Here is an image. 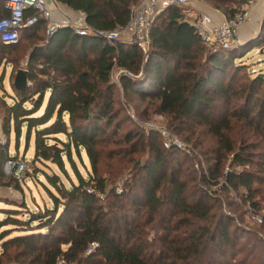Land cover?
<instances>
[{
	"label": "trees",
	"instance_id": "obj_1",
	"mask_svg": "<svg viewBox=\"0 0 264 264\" xmlns=\"http://www.w3.org/2000/svg\"><path fill=\"white\" fill-rule=\"evenodd\" d=\"M56 1L81 13L89 28L111 30L126 22L138 0ZM202 1L226 18L246 2ZM44 24L39 18L19 30L14 44L0 43V61L12 64L19 40L32 41L24 66L15 70H25L26 85L16 90L11 81L4 93L10 102L0 98L6 138L0 185L20 190L13 176L1 179L4 162L18 158L21 139L22 155L31 149L28 165L41 175L35 179L49 202L35 211L22 199L0 207V264H50L58 257L67 264H264L262 237L240 222L242 207L254 211L264 203V78L235 82L234 75L245 67L241 57L264 48V19L254 36L223 49L204 45L181 10L167 6L150 25L145 53L68 28L46 38ZM113 68L130 74H118L120 89L110 80ZM115 90L154 100L152 113L197 148L206 170L198 176L188 153L164 148L155 130L118 134ZM140 151L144 160H132ZM106 159L114 166L101 173ZM128 164L119 192L107 187Z\"/></svg>",
	"mask_w": 264,
	"mask_h": 264
},
{
	"label": "built area",
	"instance_id": "obj_2",
	"mask_svg": "<svg viewBox=\"0 0 264 264\" xmlns=\"http://www.w3.org/2000/svg\"><path fill=\"white\" fill-rule=\"evenodd\" d=\"M202 0H138L130 7L129 16L126 22L118 25L111 30H96L89 28L81 13L69 16L63 11L62 5L56 0H2L4 14L0 16V43L9 45L14 44L18 38L20 29L29 27L37 22L39 18L44 20V35L49 37L58 28H68L77 35H94L109 42H122L134 44L145 53L149 45V28L155 16L167 6H176L181 10L184 21H186L199 37L200 41L206 46H213L226 49L239 42L238 32L242 23L248 21L253 13L255 2L246 0L239 5L234 14L220 21L213 20L210 16L200 12L194 3ZM30 10L34 12L29 13ZM24 61L21 66H24ZM123 72L119 70L117 75ZM117 87L120 86L117 77L113 80ZM147 133L149 130L157 131L162 137L164 148L177 147L188 152L187 148L177 140L165 128H152L149 124L143 128ZM25 160H6L4 167L16 165L14 175L21 169L27 167ZM119 192L118 188H115ZM250 219L253 223L260 225L263 222L262 216L252 210H248ZM264 240V239H263ZM95 243H91L86 249L85 254L93 249ZM50 264H67L63 257H58Z\"/></svg>",
	"mask_w": 264,
	"mask_h": 264
},
{
	"label": "rangeland",
	"instance_id": "obj_3",
	"mask_svg": "<svg viewBox=\"0 0 264 264\" xmlns=\"http://www.w3.org/2000/svg\"><path fill=\"white\" fill-rule=\"evenodd\" d=\"M264 1V0H263ZM264 12V7H261L256 15H253L251 17V20L254 22V27H259V23L262 17V14ZM241 29V28H240ZM239 29V30H240ZM242 35L240 32H238L239 41L243 40ZM32 41L26 40L24 37H22L19 40V43L17 44V47L15 49H12L11 57L13 60H15L12 64L7 63L6 60L3 62L0 61V73L3 72L2 75V81H0V98L4 99L5 102L9 103L10 99L7 96H4V93H10V82L13 80V77L15 75V70L21 66V62H23L25 59V53L28 50V46ZM241 62L245 64V67L242 70L236 69L234 72L235 75V82L242 81L246 82L247 79L262 76L264 78V48L260 49H253L247 52L243 57H241ZM11 77H10V72ZM116 68H113L110 74V80L113 82L115 77L118 78ZM116 85V83H114ZM3 88L4 91L1 89ZM118 91V90H117ZM115 90V96L118 98V118L120 128L118 131V134H121L123 131L127 129H143L146 128V125L149 124L152 128H167L166 127V120L165 117L160 114L152 113L151 107L153 104H155L154 100L145 99L143 101L138 100L135 96H128L124 98V96L121 95V93ZM127 101H126V100ZM238 102V101H237ZM1 125H2V110L0 108V144L5 143L6 138L4 134L1 133ZM194 128H201L199 126H196ZM168 130V129H166ZM169 131V130H168ZM170 132V131H169ZM233 132H236V136H238L241 132V130H237L235 128ZM171 133V132H170ZM249 133H252L251 130H249ZM172 134V133H171ZM174 135V134H173ZM185 133H182L181 136H184ZM178 141H180L188 150V155L191 158L193 162V166L196 170V174L199 176L206 170V162L203 159V155L197 150V148H194L189 142H186L182 140L181 138H178L176 135H174ZM209 135L205 134V140L207 141L209 139ZM8 153H12V144H13V134L10 130V133L8 135ZM162 139V137H161ZM113 140V139H112ZM252 140V143H255L259 140V137H256L254 139H247ZM19 148H18V158L17 160H25L24 162L27 163L26 169H21L17 172V175L13 174V171L16 169V165H10L8 168L4 167V164L2 166L4 177H2L1 181L7 182L9 181V177L13 176L16 178L19 189H15L12 187V183L8 186L0 185V207H6L4 203L7 200H14V201H20L21 199L24 201V203L27 206L28 210L35 211V206H41L42 203L49 204L47 197L45 193L43 192L40 185L36 182L35 177H37L40 180H43L41 175L37 173V175L33 174V170L31 167H29V158L31 154V149L24 155H22V146H21V139L19 140ZM208 144V142H206ZM106 148H115L112 143H108ZM146 156L145 151H140L139 153H135L131 155L132 160L138 159L140 162L144 160ZM82 160L85 164V167L88 169V163L87 160L84 158V155L82 154ZM132 163V162H131ZM114 164L110 161V159L104 160V162L101 164L99 171L101 173L108 172L111 170V166ZM35 166L42 167L40 164L36 163ZM129 164L126 166V168L120 173L115 181L113 183H110L107 185V187H114L120 189L122 187V183L127 176L126 173L128 172ZM15 168V169H14ZM80 172L84 176L83 169L78 166ZM47 171V170H46ZM69 176L72 178L71 171L67 168ZM217 186H212L211 189L215 190ZM261 188L264 189V185H261ZM10 206V205H8ZM243 212V210H245ZM247 207L241 208V220L240 222L248 229L254 230L259 232V235L264 239V203L260 202L258 204V207L254 212L260 214L262 216L263 222L258 225L256 223H253L250 219L249 213H248ZM253 211V210H252ZM238 211H236L234 214H237ZM4 214L0 212V219H3ZM19 218H26L25 214L19 215ZM8 226H5L4 228H7ZM13 234V232L11 233ZM264 241V240H263ZM63 247V246H62ZM64 248V247H63Z\"/></svg>",
	"mask_w": 264,
	"mask_h": 264
},
{
	"label": "crops",
	"instance_id": "obj_4",
	"mask_svg": "<svg viewBox=\"0 0 264 264\" xmlns=\"http://www.w3.org/2000/svg\"><path fill=\"white\" fill-rule=\"evenodd\" d=\"M253 1L255 2V7L253 9V13H252L251 17L253 15H256L261 7H264V1L263 0H253ZM194 6L200 12L207 14L208 16H210L215 21H220L224 18V14L222 12L214 10L213 8L208 6L206 3H204L203 1L198 2V3H194ZM62 8H63V11L65 13H67L69 16L76 14V12H73V11L65 8L64 6H62ZM251 17L248 21L242 23L240 26L241 29L239 30V32L242 35L241 37L243 40L254 36L258 32L259 27H254V22L251 20ZM243 40H241V41H243Z\"/></svg>",
	"mask_w": 264,
	"mask_h": 264
},
{
	"label": "water",
	"instance_id": "obj_5",
	"mask_svg": "<svg viewBox=\"0 0 264 264\" xmlns=\"http://www.w3.org/2000/svg\"><path fill=\"white\" fill-rule=\"evenodd\" d=\"M263 19H264V12H263L261 20H260V26H261ZM12 85H13L14 89H16V90H21L24 88V86L26 85V72H25V70L18 69L15 72V75H14L13 80H12Z\"/></svg>",
	"mask_w": 264,
	"mask_h": 264
}]
</instances>
